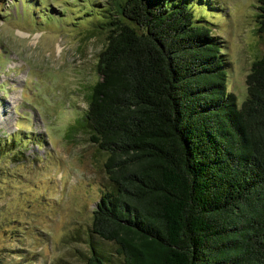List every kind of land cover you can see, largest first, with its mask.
<instances>
[{"label": "trees", "instance_id": "obj_1", "mask_svg": "<svg viewBox=\"0 0 264 264\" xmlns=\"http://www.w3.org/2000/svg\"><path fill=\"white\" fill-rule=\"evenodd\" d=\"M108 2L99 78L69 126L104 153L91 232L121 264H264V52L238 103L189 0ZM84 264L111 263L91 249Z\"/></svg>", "mask_w": 264, "mask_h": 264}, {"label": "rangeland", "instance_id": "obj_2", "mask_svg": "<svg viewBox=\"0 0 264 264\" xmlns=\"http://www.w3.org/2000/svg\"><path fill=\"white\" fill-rule=\"evenodd\" d=\"M220 44L226 90L239 103L264 52L257 0H189ZM108 0H0V264H84L91 249L121 264L90 230L107 185L104 153L86 127L88 87L99 78ZM96 23V24H95Z\"/></svg>", "mask_w": 264, "mask_h": 264}]
</instances>
